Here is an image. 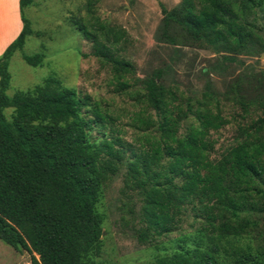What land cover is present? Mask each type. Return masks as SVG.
I'll list each match as a JSON object with an SVG mask.
<instances>
[{
	"label": "trees",
	"instance_id": "16d2710c",
	"mask_svg": "<svg viewBox=\"0 0 264 264\" xmlns=\"http://www.w3.org/2000/svg\"><path fill=\"white\" fill-rule=\"evenodd\" d=\"M31 2L20 0L21 12ZM162 13V35L170 42L176 25L212 48L220 62L234 61L236 53L264 54V26L257 24L264 0H180ZM22 20V31L0 55V239L28 252L31 264H99L94 256L104 218L96 206L103 184L124 166L125 184L142 196L139 239L171 232L188 206L198 222L179 235L171 253L157 255L156 264H264L256 217L264 213V94L255 100L237 95L241 117L253 104L259 113L246 124L237 121L240 138L211 157L216 140L210 132L231 119L221 113L211 81L200 97L180 100L157 70L138 96L145 107L130 113L134 142L124 143L113 128L94 138V126H111L115 118L57 78L7 94L9 58L32 31ZM78 28L92 39L94 55L110 63L118 90L127 87L133 65L114 50L125 31L103 24L95 32L82 23ZM42 58L23 55L33 66ZM254 235L261 246L253 244Z\"/></svg>",
	"mask_w": 264,
	"mask_h": 264
},
{
	"label": "rangeland",
	"instance_id": "374dc122",
	"mask_svg": "<svg viewBox=\"0 0 264 264\" xmlns=\"http://www.w3.org/2000/svg\"><path fill=\"white\" fill-rule=\"evenodd\" d=\"M180 0H32L22 8L32 30L26 35L21 49L15 50L8 61L10 82L7 94L29 91L49 76L57 78L65 87L88 94L99 103L101 111L115 118L111 126L94 129L91 136L119 130L117 134L126 143L137 135L130 113L145 107L138 98L143 93L145 79L157 70L162 71L161 82L182 98L200 97L210 80L214 94L221 101V113L230 122L210 136L216 140L211 157L222 152L240 138L237 121L248 123L259 113L256 104L251 112L241 117L237 95L255 100L264 94V54H233L234 61L220 62L218 54L202 42L191 40L179 26L170 30L173 41L166 40L162 27V8L171 9ZM21 10V9H20ZM95 32L99 24L125 31L114 46L117 55L133 65L124 80L127 87L118 90L110 63L94 55L92 39H86L78 24ZM257 24L264 26V17L257 14ZM263 31L260 29V33ZM98 34V39L105 38ZM4 52V51H3ZM2 52V53H3ZM42 53L40 65L33 66L23 55ZM234 89V90H233ZM149 110V108H147ZM11 108L5 109L10 118ZM182 123L180 130L184 129ZM124 142V143H125ZM125 170L111 175L103 184L97 210L103 215L102 235L94 261L99 264H156V256L171 253L179 235L192 232L194 222L190 206L171 232L139 239L145 227L142 220V196L133 185L125 184ZM258 230L264 235V213L256 215ZM244 241V239L242 240ZM254 245L261 246L254 235ZM0 264H31L30 254L18 251L0 239Z\"/></svg>",
	"mask_w": 264,
	"mask_h": 264
},
{
	"label": "crops",
	"instance_id": "0c3cea01",
	"mask_svg": "<svg viewBox=\"0 0 264 264\" xmlns=\"http://www.w3.org/2000/svg\"><path fill=\"white\" fill-rule=\"evenodd\" d=\"M22 28L20 0H0V55Z\"/></svg>",
	"mask_w": 264,
	"mask_h": 264
}]
</instances>
